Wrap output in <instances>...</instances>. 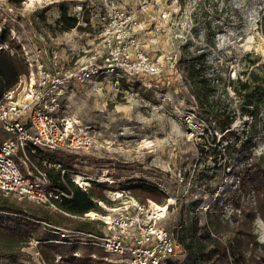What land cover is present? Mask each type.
I'll return each instance as SVG.
<instances>
[{"label":"rangeland","instance_id":"1","mask_svg":"<svg viewBox=\"0 0 264 264\" xmlns=\"http://www.w3.org/2000/svg\"><path fill=\"white\" fill-rule=\"evenodd\" d=\"M112 1L0 0V33L6 32V40L0 44L4 43L5 51L23 64L24 73L30 71L26 57L32 61L37 57L24 58L21 52L24 47L40 50V59L50 67L52 50L58 52L65 69L100 65L103 38L94 23L97 14ZM114 3L125 5L135 14L136 33L148 53L164 57L176 54L177 60L173 63L166 60L167 72L154 79L125 78L124 84L122 80L117 84L115 78L112 81L111 77H100L74 85L61 102L58 114L77 123L81 135L91 140V144L79 141L74 152L41 151L40 155L63 165L66 161L71 164L66 175L74 183L78 175L85 177L86 182L90 178L113 179V185L92 183L88 187L97 189L95 197H103L97 198L102 201L100 212L121 206L131 198L145 204L168 205L162 224L175 233L190 219L203 227L211 210L212 215L220 213L221 218L228 219L233 213L232 197L240 194L238 177L244 165L253 159L264 168V34L260 24L264 0H114ZM72 20L76 26L66 29ZM202 53L204 62L193 59ZM194 61L198 67L206 63L207 77L215 79L216 95L226 94L224 107L236 109L230 130L241 135L257 120L254 145L248 151L238 156L230 151L234 157L231 158L227 141L220 142L223 134L211 130L205 133L207 124L195 93ZM245 81H249L262 100L257 118L241 115L245 93L241 85ZM227 140L234 141L235 136ZM199 144L205 147L204 154ZM206 153L220 157L218 161L211 156L206 159ZM51 172L58 173L53 169ZM136 181L162 189L166 195L161 198L163 202L123 188ZM121 190H127L123 196L117 193ZM97 191L103 196H98ZM250 199L254 203V198ZM218 207L222 210L218 211ZM40 222L42 230L23 243L18 258L22 264H68L71 257H88L95 264H120L103 249L80 243L75 244L80 248L72 254L55 252L48 259L42 249L45 243L56 242L40 240L42 231L53 233L44 221ZM87 222L93 226L90 231L100 230L99 220ZM61 227L75 230L68 223ZM254 233L264 243L261 218L255 220ZM56 235L51 240L61 239ZM0 264H12V260L3 258Z\"/></svg>","mask_w":264,"mask_h":264},{"label":"built area","instance_id":"2","mask_svg":"<svg viewBox=\"0 0 264 264\" xmlns=\"http://www.w3.org/2000/svg\"><path fill=\"white\" fill-rule=\"evenodd\" d=\"M131 12L113 0L97 14L94 26L99 28L104 48L100 65L65 69L58 52L52 50L50 67L40 59V50L23 48L24 58L27 55L37 57L33 61L26 57L30 71L21 75L19 82L0 97V126L14 135L0 144V191L76 219L101 222L100 230L94 232L67 229L44 221L61 237L51 242L98 247L115 256L114 261L120 264H162L166 259L184 253L177 233L162 224L168 205L145 204L131 198L106 212L89 211L82 216L70 214L61 204L72 198V192L60 188L51 172L52 169L61 172L65 182L68 169L53 158L37 161L32 155L41 151L74 152L79 141L88 146L91 144V140L81 135L77 123L58 114L61 102L74 85H83L100 77H111L112 81L115 78L117 84L125 78L154 79L167 72L166 60L176 62V54L164 57L146 51L136 33L135 14ZM5 49L6 45L0 44V50ZM75 182L85 191L92 183H115L107 177ZM125 191L117 193L123 196ZM95 201L102 204L98 199Z\"/></svg>","mask_w":264,"mask_h":264},{"label":"trees","instance_id":"3","mask_svg":"<svg viewBox=\"0 0 264 264\" xmlns=\"http://www.w3.org/2000/svg\"><path fill=\"white\" fill-rule=\"evenodd\" d=\"M261 28L264 34V13L260 19ZM76 21L66 27L74 28ZM6 40V32L0 33V42ZM195 59H202L204 62L205 54L195 55ZM193 79L195 80V93L199 101V109L203 112L204 120L207 127L205 133L210 130L217 132L221 136L220 142H226V149L233 151L237 156L248 151L254 145V138L257 133V120L249 125L248 130L244 129L241 135L230 130V126L237 115L235 108L224 107L227 101L226 94L224 98L217 96V86L214 84L215 79L207 77L206 63L198 67L193 62ZM23 64L12 57L5 50H0V97L3 93L15 86L19 78L24 73ZM237 80H239L237 78ZM125 83V79H122ZM214 84V85H213ZM260 86V85H259ZM244 93V105L241 109V115L249 114L257 118L260 112L259 104L262 101L257 95L255 88L251 87L249 81L241 85ZM225 93H227L225 91ZM235 136L234 141H229V137ZM14 135L0 127V144L7 139L13 138ZM205 147L199 144L201 154H204ZM207 158L210 156L218 161L220 156L206 153ZM221 155V153H219ZM33 155L35 160H40L43 156L40 154ZM209 156V157H208ZM231 158H234L232 154ZM223 156H221V159ZM65 168H71V164L64 162ZM238 177L240 194L232 197L233 213L228 219L221 218L220 213L212 215L209 213V219L206 225L198 227L197 223L190 219L187 225L176 230L177 236L184 247V253L166 259L162 264H264V243L259 242L254 233V223L257 218L264 222V168L253 159L248 161ZM57 185L72 192V198L62 202L63 209L73 215L82 216L89 211L102 210L95 199L96 193L93 187L85 191L80 188L70 175H64L62 180L61 172L53 174ZM100 186V185H99ZM137 192H143L152 196L157 202L162 203L161 198L166 195L162 189L147 184L142 181L129 183L123 187ZM100 189V188H99ZM98 196H103L97 191ZM251 197L254 203H250ZM249 202V203H248ZM222 209L218 207V211ZM40 221H45L55 225L63 226L68 224L74 225L76 230L90 231L93 226L91 223L79 219H72L70 216L52 211L43 205H36L29 200L18 202L11 200L10 196L0 191V261L3 258L11 259L12 264H22L19 261V255L23 243L27 241L30 235L42 230ZM53 237H58L55 233L42 231L39 236L42 241H50ZM85 247V246H84ZM80 247L77 245L64 246L57 243H45L43 253L50 259L55 252L72 254ZM68 264H95L93 259L84 257H71Z\"/></svg>","mask_w":264,"mask_h":264},{"label":"bare ground","instance_id":"4","mask_svg":"<svg viewBox=\"0 0 264 264\" xmlns=\"http://www.w3.org/2000/svg\"><path fill=\"white\" fill-rule=\"evenodd\" d=\"M76 180L79 181V182H83V180H86V178H83L82 175H78L77 178H76Z\"/></svg>","mask_w":264,"mask_h":264}]
</instances>
